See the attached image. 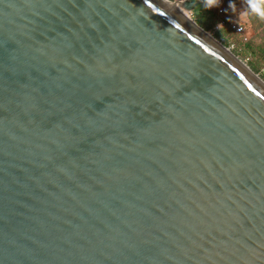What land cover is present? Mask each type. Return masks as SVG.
Returning a JSON list of instances; mask_svg holds the SVG:
<instances>
[{
    "label": "water",
    "instance_id": "obj_1",
    "mask_svg": "<svg viewBox=\"0 0 264 264\" xmlns=\"http://www.w3.org/2000/svg\"><path fill=\"white\" fill-rule=\"evenodd\" d=\"M194 23L0 0V264H264V81Z\"/></svg>",
    "mask_w": 264,
    "mask_h": 264
},
{
    "label": "rangeland",
    "instance_id": "obj_2",
    "mask_svg": "<svg viewBox=\"0 0 264 264\" xmlns=\"http://www.w3.org/2000/svg\"><path fill=\"white\" fill-rule=\"evenodd\" d=\"M177 3V2H175ZM223 13L216 16L207 10L197 14L193 10L188 11L189 16L211 36L220 41L224 46L243 63H245L257 76L264 81V22L257 16V10L264 6V0H223ZM237 22L243 26L248 36V46L241 43V37L230 31L227 26L218 25V20ZM251 18L255 19L253 23ZM263 18V17H262ZM228 40L223 42V38ZM231 44L233 46H231ZM263 49V50H262Z\"/></svg>",
    "mask_w": 264,
    "mask_h": 264
},
{
    "label": "built area",
    "instance_id": "obj_3",
    "mask_svg": "<svg viewBox=\"0 0 264 264\" xmlns=\"http://www.w3.org/2000/svg\"><path fill=\"white\" fill-rule=\"evenodd\" d=\"M206 3V2H205ZM223 0H217V2L215 3H211V4H206L207 8L208 9H212L214 11H216L217 14H221L223 13ZM225 24V20L224 19H220L218 21V25L220 26H223ZM230 28L237 34L241 37L242 41L245 42L248 40V36L247 34L245 33L244 29H243V26L240 24V23H237V22H228L227 23ZM231 46H233L231 44Z\"/></svg>",
    "mask_w": 264,
    "mask_h": 264
},
{
    "label": "trees",
    "instance_id": "obj_4",
    "mask_svg": "<svg viewBox=\"0 0 264 264\" xmlns=\"http://www.w3.org/2000/svg\"><path fill=\"white\" fill-rule=\"evenodd\" d=\"M174 2V1H173ZM204 10H207L208 12H210V13H212V14H214V15H218V16H220V14H217L216 13V11H214V10H212V9H208L207 8V6H206V3H203V4H200V5H197L195 8H194V11L195 12H197V14H199V13H202ZM257 16H255V17H257V18H259V19H261V21H263L264 22V6H261L260 7V9H258L257 10V14H256ZM263 17V18H262ZM221 19H223V18H221ZM220 20V19H219ZM218 20V21H219ZM251 20H252V22L254 23L255 22V19L254 18H251ZM200 25H203L199 20L197 21ZM228 22H230V21H225V26H227V28L230 30V31H232L234 34H236L231 28H230V26L227 24ZM223 25V26H224ZM263 30H264V28H263ZM237 35V34H236ZM239 36V35H238ZM263 36H264V34H263ZM223 39V42H227L228 43V40L226 39V38H224V37H222ZM248 41V40H247ZM247 41H245V42H243L242 41V39H241V43L243 44V45H246L247 47H249L248 46V43H247ZM260 47L261 48H264L262 45H260ZM263 50V49H262ZM263 78H264V76H263Z\"/></svg>",
    "mask_w": 264,
    "mask_h": 264
},
{
    "label": "bare ground",
    "instance_id": "obj_5",
    "mask_svg": "<svg viewBox=\"0 0 264 264\" xmlns=\"http://www.w3.org/2000/svg\"><path fill=\"white\" fill-rule=\"evenodd\" d=\"M163 1L165 4H167L170 8H172L174 11H176L178 14H180L182 17H184L188 22H190L192 25H195L194 20L189 16L188 11L186 9H184L181 4L177 1L173 0H161ZM177 2V3H175ZM209 36H211L209 33H207ZM215 42L221 46L228 54H233L229 48H227L226 46H224L221 42H217L215 40ZM244 66L245 63L241 62Z\"/></svg>",
    "mask_w": 264,
    "mask_h": 264
},
{
    "label": "clouds",
    "instance_id": "obj_6",
    "mask_svg": "<svg viewBox=\"0 0 264 264\" xmlns=\"http://www.w3.org/2000/svg\"><path fill=\"white\" fill-rule=\"evenodd\" d=\"M206 4H211L217 2V0H205Z\"/></svg>",
    "mask_w": 264,
    "mask_h": 264
}]
</instances>
